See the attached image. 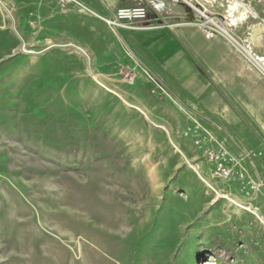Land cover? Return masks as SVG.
Here are the masks:
<instances>
[{
    "label": "rangeland",
    "instance_id": "obj_1",
    "mask_svg": "<svg viewBox=\"0 0 264 264\" xmlns=\"http://www.w3.org/2000/svg\"><path fill=\"white\" fill-rule=\"evenodd\" d=\"M0 1V264H264L257 64L255 94L130 84L120 37L129 61L80 46L108 36L79 0ZM187 1L264 64V0ZM207 148L244 179L218 178Z\"/></svg>",
    "mask_w": 264,
    "mask_h": 264
},
{
    "label": "crops",
    "instance_id": "obj_2",
    "mask_svg": "<svg viewBox=\"0 0 264 264\" xmlns=\"http://www.w3.org/2000/svg\"><path fill=\"white\" fill-rule=\"evenodd\" d=\"M79 1L96 15L105 17L122 7L141 5L148 11V20L139 28L119 29L118 34L102 22L101 27L108 36V44L97 36L95 40L99 48L92 49L89 45L80 43L95 59L108 53L110 56L115 54V61L120 57L129 61L120 43L122 40L126 48L173 94L197 97L208 89L233 85L241 90L242 95L248 91L253 94L260 91V75L246 62L244 56L222 36L211 34L195 25L191 12L180 0ZM252 30L254 35L259 33ZM122 33H131L130 41L125 40ZM253 54L258 57L256 53ZM135 69L140 72L138 68ZM236 102L245 104L244 99Z\"/></svg>",
    "mask_w": 264,
    "mask_h": 264
},
{
    "label": "built area",
    "instance_id": "obj_3",
    "mask_svg": "<svg viewBox=\"0 0 264 264\" xmlns=\"http://www.w3.org/2000/svg\"><path fill=\"white\" fill-rule=\"evenodd\" d=\"M188 10H194L200 15V20H194L193 23L209 31L211 34L222 36L236 51H238L244 58L254 62L259 67L256 57L253 53L248 51L249 49L245 44L238 39L231 31L225 29L221 23L215 17L210 16L206 11L199 13L198 7L187 0H183ZM88 10V9H87ZM203 10V9H202ZM88 12L93 13L91 10ZM101 21H103L113 32L118 34L119 29L134 30L137 29L148 20V11L145 6H133V7H122L117 8L110 16H99L96 15ZM214 20V22H213ZM133 66L122 69L121 74L125 81L132 84L134 82V71L138 68L139 71H143L160 89L165 90L164 85L156 79V77L147 69V67L141 63V61L131 52ZM261 68V67H260ZM262 69V68H261ZM206 158L208 161L214 163V174L221 179H229L234 175H237L239 179H244V173L242 171L235 172L233 168L227 164L223 151L214 150L211 148L206 149ZM252 182V187L254 186Z\"/></svg>",
    "mask_w": 264,
    "mask_h": 264
},
{
    "label": "bare ground",
    "instance_id": "obj_4",
    "mask_svg": "<svg viewBox=\"0 0 264 264\" xmlns=\"http://www.w3.org/2000/svg\"><path fill=\"white\" fill-rule=\"evenodd\" d=\"M0 6L1 7H4V5H3V3L0 1ZM231 9V11L232 10H234V8H233V6L230 8ZM197 11L199 12V13H201L203 10H201V9H197ZM213 22H214V20H213ZM225 28V27H224ZM226 29V28H225ZM72 47H74V48H76L77 50H79V51H81L82 53H84V55H86V53L84 52V50L82 49V48H80L79 46H77V45H73V44H70ZM87 56V55H86ZM257 63L260 65V67L262 68V71H263V73H264V64H262V62H260L259 60H257ZM189 167L190 168H192V169H195V166H193V165H189ZM221 197H225V195H220Z\"/></svg>",
    "mask_w": 264,
    "mask_h": 264
}]
</instances>
